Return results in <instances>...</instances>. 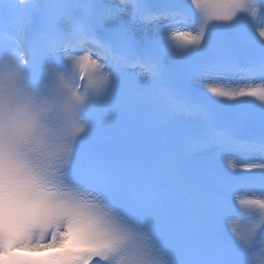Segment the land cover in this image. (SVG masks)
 Here are the masks:
<instances>
[{
	"label": "snow or ice",
	"instance_id": "1",
	"mask_svg": "<svg viewBox=\"0 0 264 264\" xmlns=\"http://www.w3.org/2000/svg\"><path fill=\"white\" fill-rule=\"evenodd\" d=\"M0 264H264V0H0Z\"/></svg>",
	"mask_w": 264,
	"mask_h": 264
}]
</instances>
